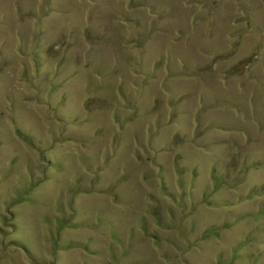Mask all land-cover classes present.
Masks as SVG:
<instances>
[{
	"label": "rangeland",
	"instance_id": "rangeland-1",
	"mask_svg": "<svg viewBox=\"0 0 264 264\" xmlns=\"http://www.w3.org/2000/svg\"><path fill=\"white\" fill-rule=\"evenodd\" d=\"M0 264H264V0H0Z\"/></svg>",
	"mask_w": 264,
	"mask_h": 264
}]
</instances>
